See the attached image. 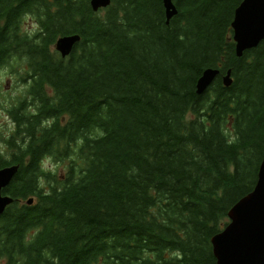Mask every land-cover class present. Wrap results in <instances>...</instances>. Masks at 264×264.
<instances>
[{
    "label": "trees",
    "instance_id": "obj_1",
    "mask_svg": "<svg viewBox=\"0 0 264 264\" xmlns=\"http://www.w3.org/2000/svg\"><path fill=\"white\" fill-rule=\"evenodd\" d=\"M241 1L173 0L166 25L162 0L96 13L89 0H0V69L24 87L6 109L10 158L0 150V168L19 166L0 264H216L211 238L264 158V40L236 57ZM73 34L63 59L54 43ZM209 67L220 74L197 95Z\"/></svg>",
    "mask_w": 264,
    "mask_h": 264
},
{
    "label": "water",
    "instance_id": "obj_2",
    "mask_svg": "<svg viewBox=\"0 0 264 264\" xmlns=\"http://www.w3.org/2000/svg\"><path fill=\"white\" fill-rule=\"evenodd\" d=\"M165 9V23L168 25L177 14L173 0H162ZM92 12L107 8L111 0H89ZM235 55L255 49L264 40V0H242L235 9L231 23ZM80 36L64 35L56 39L54 49L61 58H67ZM220 74L217 68H206L196 82V94L202 95ZM224 87L233 83L231 69L221 76ZM19 170L18 165L0 168V215L14 201L3 194ZM34 199L25 201L32 205ZM228 222L224 228L211 238L212 252L216 264H264V158L262 159L255 186L247 195L240 198L228 211Z\"/></svg>",
    "mask_w": 264,
    "mask_h": 264
},
{
    "label": "rangeland",
    "instance_id": "obj_3",
    "mask_svg": "<svg viewBox=\"0 0 264 264\" xmlns=\"http://www.w3.org/2000/svg\"><path fill=\"white\" fill-rule=\"evenodd\" d=\"M21 29L23 32L35 33L37 23L33 18L25 17L21 21ZM17 80H19L18 77L10 74L9 69H0V150L6 160L10 158L11 153L7 152L4 141L9 138L14 127L6 109L12 99L23 94L22 90L24 89L22 84L18 83ZM44 168L51 170L53 174L58 175L60 178L65 173L62 166L50 163L49 161H45Z\"/></svg>",
    "mask_w": 264,
    "mask_h": 264
}]
</instances>
